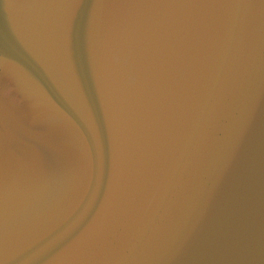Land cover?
Returning <instances> with one entry per match:
<instances>
[{"label":"water","instance_id":"1","mask_svg":"<svg viewBox=\"0 0 264 264\" xmlns=\"http://www.w3.org/2000/svg\"><path fill=\"white\" fill-rule=\"evenodd\" d=\"M0 264H264V0H0Z\"/></svg>","mask_w":264,"mask_h":264}]
</instances>
